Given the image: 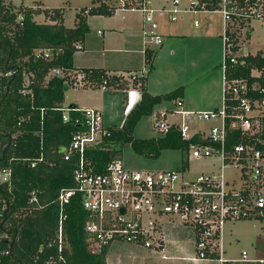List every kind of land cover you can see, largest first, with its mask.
<instances>
[{
    "label": "trees",
    "instance_id": "trees-1",
    "mask_svg": "<svg viewBox=\"0 0 264 264\" xmlns=\"http://www.w3.org/2000/svg\"><path fill=\"white\" fill-rule=\"evenodd\" d=\"M4 1L0 0V165L10 166L13 176L10 185H0V264H48L52 257H58L57 248L48 247V243L55 241L59 228L58 196L62 189L73 186L78 158L74 155V160L67 162L64 154L73 137L84 130L81 112L71 111L68 122L63 120L61 109L65 107V87L68 90L79 87L72 73L83 75V88L101 87L106 82L110 92L122 91L126 102L129 89L141 93L140 102L126 114L123 126L107 127L108 134L102 136L99 145L86 149L85 160L96 173L106 172L111 163L121 160L126 145L140 156L157 158L164 150H179L187 159L191 143L198 140L184 141L182 134L174 128L166 135L152 139L134 137L141 119L152 115L157 106L181 99L183 88L164 95H152L146 88V75L126 80L101 69H75L77 46L83 45L90 31L88 16L110 17L117 7L105 0H94L99 5L82 10L77 15L76 26L67 28L62 10H46L45 19L51 23L38 24L35 18L42 12L40 9L6 5ZM21 15L24 19L20 22ZM236 23L238 25L231 34L235 54L243 43L244 34L239 32L249 27L244 19H237ZM39 51L48 52L50 59H36L35 53ZM237 58L244 60L246 65L229 64L226 78L247 80L248 96L261 99L264 56L258 53ZM145 65L151 73L154 71V50H146ZM53 70L62 75H52ZM255 72L260 76H255ZM27 81L28 88L25 87ZM27 90L29 93L24 95L22 92ZM227 104L231 114L237 102L230 100ZM75 109L80 108L76 106ZM257 120L251 135L243 136L240 131L233 130L227 148L242 143L264 149V117ZM203 144L218 147L210 141ZM41 156L43 162L35 168L23 161ZM32 199L36 201L31 203ZM66 214L62 253L65 263L61 264H107L108 248L97 254L89 248L85 231L88 212L82 205L81 196L71 200Z\"/></svg>",
    "mask_w": 264,
    "mask_h": 264
},
{
    "label": "built area",
    "instance_id": "built-area-1",
    "mask_svg": "<svg viewBox=\"0 0 264 264\" xmlns=\"http://www.w3.org/2000/svg\"><path fill=\"white\" fill-rule=\"evenodd\" d=\"M117 10L140 13L144 18L146 29L144 43L147 49L161 47L164 36L160 30L159 18L166 17L172 24H181L192 17V25L200 27L195 16L203 12H219L223 19L224 58L223 100L218 110L206 112H187L178 110L176 114L181 122L171 121L169 114L162 112L155 117L154 129L160 136L166 135L172 128L182 134L184 141L191 143L186 168L190 157L196 159H218L220 170L202 173L193 179L184 174L185 169L164 171H140L127 168L122 160L111 163L106 172L96 173L85 160L88 147L97 146L102 136L107 135L103 114L96 109H71L65 106L63 120L68 122V113L81 112L84 115V130L78 132L66 149L64 160H76L73 172V186L64 188L58 196L60 206L59 228L55 241L48 247H56L58 257H52L48 264L65 263L63 257L65 236L64 221L67 219L66 207L74 197L81 196L82 205L88 212L85 231L88 235L89 248L93 254L101 253L114 242L142 246L145 249L166 258L167 247L171 243L173 231H187L192 236L190 241L194 254L193 262L218 261L226 264L224 250V233L228 222L247 221L264 217V149H254L242 143L227 148L229 134L238 130L241 134L251 135L256 119L264 117V88L261 99H251L247 80L226 78L229 64L245 66L234 53L235 44L231 39L237 19H244L250 25L254 19H264V0H189L184 5L182 0H173L172 7L153 8L152 0H117ZM24 19L23 15L18 21ZM248 25V26H249ZM248 28V27H247ZM247 28L241 32L244 34ZM101 34V32H99ZM247 34V31H246ZM78 52L83 50L77 46ZM48 52H36V59H50ZM7 74V75H11ZM61 72L53 70L52 75ZM76 85L81 87L83 75L77 74ZM132 76V80H135ZM25 87H29V81ZM101 89L109 90L105 82ZM29 90L23 91L24 95ZM134 92H128L133 94ZM235 100L237 106L229 114L227 102ZM179 107L183 104L178 103ZM212 124L207 130H192L187 118ZM256 121V122H255ZM207 131V133H206ZM210 141L218 147L204 145ZM2 155L0 154V161ZM13 160V159H12ZM32 168L43 162L38 159H24ZM1 163V162H0ZM239 169L242 184L228 180L225 169ZM13 171L10 166L0 165V185L11 184ZM36 199H32L35 202ZM2 213H0L1 223ZM1 239V237H0ZM6 254H9L7 252ZM239 262L252 263L247 253L242 254ZM236 262V261H234ZM263 262V261H261Z\"/></svg>",
    "mask_w": 264,
    "mask_h": 264
},
{
    "label": "rangeland",
    "instance_id": "rangeland-1",
    "mask_svg": "<svg viewBox=\"0 0 264 264\" xmlns=\"http://www.w3.org/2000/svg\"><path fill=\"white\" fill-rule=\"evenodd\" d=\"M105 2L115 7L118 5L117 0H105ZM172 2L173 0H153V8L157 9L163 4L171 8ZM182 2L184 5H187L189 0H182ZM4 3L6 5L14 4L16 7L21 5L35 6L36 9H40L42 12L37 14L36 17L38 24L51 23L45 19L44 13L46 10H62L67 28H74L76 26L77 15L82 10H89L93 6L99 5L94 0H5ZM139 16L142 15L137 12L124 13L121 10L114 15L113 19H105L106 22L100 17H95L92 27L90 26V31L86 35V38L95 44V50L93 52H96V54L94 56L98 57L101 52H109L101 46V41L111 32L110 27H117L118 29L121 27L122 22H125L124 19L126 18L129 23L132 24L135 22L138 24ZM196 18L201 22L200 28H195L192 25V17H188L181 25H170L172 30H174L173 27L177 28L175 29L177 34L184 33L186 35V37L175 38L185 40L184 44L188 45V50L184 49L186 52H170L167 49L168 38L165 41L164 48L151 46V49L154 50V65L156 71L158 70L159 72L161 69L164 72V74L156 76V82L160 81L161 83V86L157 90L164 95L177 90L176 87H179V84L184 82L188 83L186 89L190 99L188 103L193 106L192 110L194 112H199L200 110H212L215 106H222L224 75L221 64L224 58V42L222 39L224 27L222 15L219 12H203L197 15ZM162 19L166 22L165 18ZM181 27L182 29H179ZM248 30L251 32L250 38L248 39L245 31L243 43L238 51L239 53L237 52L236 55L243 56L257 54L259 52L264 55V19H254L249 25ZM98 31H101L104 35L101 36L98 34ZM220 33L221 37H219ZM117 36L115 35V37ZM120 46V43L112 45L114 49H119L118 47ZM109 48L107 47L106 49ZM183 55H186L188 69L181 68L180 66L179 61L184 58ZM142 65V69L145 67L146 77H150L151 71H149V68L144 62ZM72 74L74 78L76 74ZM185 74L187 76L182 79ZM61 75L62 73L58 76ZM175 77H178V79H173ZM137 94H129L128 101L126 102L121 92H104L101 87L90 86L86 88H70L65 91V99L66 105L71 106L76 104L74 101L76 98H81V101L77 103L79 108L83 110H100L103 114L104 125L106 127L121 128L125 123L126 114L140 102L141 94ZM168 108L177 109V106L173 102H167L165 105L157 106L152 115L142 118L134 130V137L140 140L159 137L160 135L154 129L155 117L159 111H164ZM179 121L181 122L182 119L179 118ZM187 122L194 131L197 129L208 131L210 128V123L196 120L194 117L187 118ZM121 160L127 168L140 171L185 169L184 174L189 179H193L202 173L206 174L220 170V161L218 159H196L190 157L188 160V168H186V157L179 150H164L159 157L149 158L136 154L130 145L124 147L121 153ZM225 176L230 181L236 180L238 186L242 184L239 169L228 167L225 169ZM130 245L132 244L114 242L109 246L108 258L115 259L116 262L120 259L121 264H131V262L152 259L161 263L170 262L169 259H164L162 255L155 253L151 255L145 250L138 249L142 246L134 249ZM224 250L225 258L228 262L241 260L243 253H247L250 259L264 258V220L253 218L247 221L228 222L224 233ZM178 255L176 254L174 257H178ZM181 257L187 258L183 259L184 264H217L212 261L194 263L189 260L190 255Z\"/></svg>",
    "mask_w": 264,
    "mask_h": 264
},
{
    "label": "crops",
    "instance_id": "crops-1",
    "mask_svg": "<svg viewBox=\"0 0 264 264\" xmlns=\"http://www.w3.org/2000/svg\"><path fill=\"white\" fill-rule=\"evenodd\" d=\"M164 6H166V5L163 4L160 7H158L157 9L163 8ZM24 7H31V6H24ZM119 11H121V10H116L114 15L116 13H118ZM123 12L124 13H131L132 11H123ZM114 15H112L110 17L99 16V15L88 16L89 28H90V26L92 27V23L94 21L93 19L95 17H100V18L104 19L103 21L106 22L105 19H113ZM139 17H140V19H138V24H136L135 22L131 24V23H129L128 19L126 18V19H124L125 22H122L121 27H119L118 29H117V27H110L111 32H109L108 35L105 36L104 39L101 41V46L104 48V50L109 51V52H101L102 55L100 54L98 57L94 56L96 54V52H93L95 50L94 42H90L88 40V38H85L84 43H83L84 45H82L83 50L77 52L74 55L75 69H78V70H80V69H90V70L101 69V70H105L110 75L123 76L126 80L130 79V77H132V76L140 77L142 75H145V73H146L145 67L142 69V66H143L142 63L143 62L145 63V52L144 51L146 49V45L144 43V39H145L144 38V31L146 29V26L144 24L143 16H139ZM123 18H125V16H123ZM194 19H197L196 16L194 17ZM35 20H36V18H35ZM159 20H160V30H161L160 32L164 36V44L161 46V48H164L165 43H166L165 41L168 38L167 49H169L170 52H186V50H184V49L188 50V45L184 44L185 40L175 39V38L184 37V36L186 37V35L184 33L177 34L175 32V29H177V28L173 27L174 30H172V28H170V25H172V23H170L167 19H165L166 22H164V19H162V17L159 18ZM164 23H166V25H164ZM174 25L178 26L181 24H174ZM200 27H201V22H200ZM165 28H166V30H165ZM179 29H182V27ZM246 31H247L246 35H248V38H250L251 32L248 30V28L246 29ZM99 32H101V31H98V34H99ZM100 35L102 36L104 34L101 32ZM115 35H118V36L115 37ZM219 37H221V33L219 34ZM118 43H120L121 46L118 47L119 49H114V47H112V45L118 44ZM107 47H110L112 49H110V48L106 49ZM149 49H151V48H149ZM90 50H92V52H90ZM151 50H153V49H151ZM259 53H261V52H259ZM248 55L255 56L256 54H248ZM248 55H243V56L240 55L237 57L243 58V57H246ZM183 57L184 58L181 61H179L180 66H181V68H185V69L187 68L188 69V64L186 63V55L185 56L183 55ZM221 67H222V64H221ZM136 72H138V73H136ZM152 73H155V74H152ZM152 73H150L151 74L150 77L146 78V80H147L146 81V88H147L148 92L152 95H163V93H160L157 90L158 87L161 86V83H160V81L156 82L157 81L156 76H159V74H164V72L161 69L159 70V72H158V70L156 71V67L154 65V71ZM254 75L260 76V73L256 74V72H255ZM186 76L187 75L185 74L182 77V79L185 78ZM173 79H178V77H175ZM173 79H170V80H173ZM170 80H165V81H170ZM163 83H167V82H163ZM187 84L188 83L184 82L182 84H179L178 85L179 87H176V89L183 88L182 98L178 99L176 101H173V103L177 106V109L168 108L164 111H159L157 113V115L162 113V112H165V113L169 114V119L171 121L180 122L179 118H181V116L176 114V111H178V110L193 112V113H199L200 111L206 112V111H212V110L220 109L221 106L220 107L215 106V107H213L212 110H205V111L200 110L199 112H194V110H192L193 106L188 103V101L190 99H189L188 91L186 90ZM129 90H130L129 92L133 91L134 92L133 94H136V93L141 94L139 92V90H136L133 88H131ZM108 91H106V92H108ZM119 92H121L123 94L122 91H119ZM119 92H116V93H119ZM222 100H223V84H222ZM74 101L76 102V104H73V105L78 106L77 103L79 101H81V98H76V100H74ZM179 101L182 102L183 108L178 106L177 103ZM165 104L166 103L161 104V105H165ZM64 105L67 106L66 100H65ZM179 108H181V109H179ZM211 125L212 124H210V126ZM257 219L264 220V217H259ZM191 236L192 235L187 231H173L171 233V243L167 247L166 258H164V259H169L170 262L161 263V262H157V261L152 259V260H145V261L141 260V261L131 262V264H184L183 259H187V258H185V257L180 258V256L190 255V258H191L194 254V247H193L192 242L190 241ZM132 245H130V246L133 247L134 249L135 248L137 249L139 247V246H132ZM138 249L145 250V251L149 252L151 255L153 254V252L145 249L144 247L143 248L141 247ZM109 251H110V248H108V252H107V264H121L122 262H120L121 261L120 259L116 262L115 259H110V257L108 258ZM176 254H179L178 257H174ZM247 257H248V254H247ZM190 258H189V260H190ZM248 259L251 261H256V262L245 263V262H239V261L234 262L233 261V262H228L226 264H239V263L240 264H254V263L261 262V261L264 262V258L250 259L248 257ZM207 262H211V261H207ZM212 262H216L217 264H220L218 261H212ZM194 263H197V262H194Z\"/></svg>",
    "mask_w": 264,
    "mask_h": 264
},
{
    "label": "water",
    "instance_id": "water-1",
    "mask_svg": "<svg viewBox=\"0 0 264 264\" xmlns=\"http://www.w3.org/2000/svg\"><path fill=\"white\" fill-rule=\"evenodd\" d=\"M67 90H68V87L66 86V87H65V91H67ZM70 107H71V109H75V108H76L75 105H71Z\"/></svg>",
    "mask_w": 264,
    "mask_h": 264
}]
</instances>
